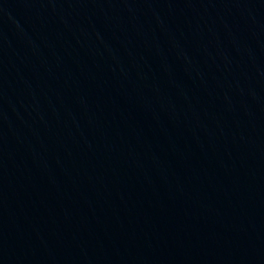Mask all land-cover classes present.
<instances>
[{
    "label": "water",
    "instance_id": "obj_1",
    "mask_svg": "<svg viewBox=\"0 0 264 264\" xmlns=\"http://www.w3.org/2000/svg\"><path fill=\"white\" fill-rule=\"evenodd\" d=\"M0 264H264V0H0Z\"/></svg>",
    "mask_w": 264,
    "mask_h": 264
}]
</instances>
